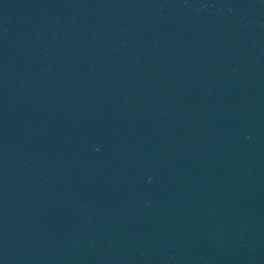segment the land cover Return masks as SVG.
Segmentation results:
<instances>
[{
    "label": "water",
    "instance_id": "water-1",
    "mask_svg": "<svg viewBox=\"0 0 264 264\" xmlns=\"http://www.w3.org/2000/svg\"><path fill=\"white\" fill-rule=\"evenodd\" d=\"M0 264H264V0H0Z\"/></svg>",
    "mask_w": 264,
    "mask_h": 264
}]
</instances>
